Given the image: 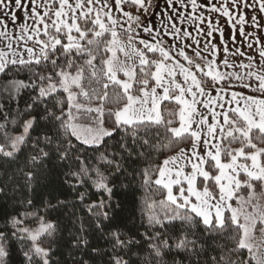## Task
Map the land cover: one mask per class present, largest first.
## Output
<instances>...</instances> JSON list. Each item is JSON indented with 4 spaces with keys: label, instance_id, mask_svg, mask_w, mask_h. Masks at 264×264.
Returning <instances> with one entry per match:
<instances>
[{
    "label": "snow or ice",
    "instance_id": "snow-or-ice-1",
    "mask_svg": "<svg viewBox=\"0 0 264 264\" xmlns=\"http://www.w3.org/2000/svg\"><path fill=\"white\" fill-rule=\"evenodd\" d=\"M0 139V264H264V0H0Z\"/></svg>",
    "mask_w": 264,
    "mask_h": 264
},
{
    "label": "trees",
    "instance_id": "trees-1",
    "mask_svg": "<svg viewBox=\"0 0 264 264\" xmlns=\"http://www.w3.org/2000/svg\"><path fill=\"white\" fill-rule=\"evenodd\" d=\"M15 133L16 132H11L12 135H14ZM3 142L4 141L0 139V143ZM175 150L166 151L163 155L153 153V158L143 162L140 166L144 167L148 163H151L153 165L158 164L165 158L166 155L172 154ZM4 167H7L6 163L4 164ZM2 175H3V168H0V176ZM51 181L53 185L57 183V174L55 171L52 174ZM121 183L128 185L129 181L122 179ZM12 195H18V194H13L11 191H9V196ZM23 196L25 199L30 198L27 193H24ZM61 198L69 201L67 207H62L54 211H49L47 214V219H52V220L60 219L61 221H64L67 220L69 214L73 211H75L77 215L82 214L80 207L75 206L74 203L72 202L74 201V197L70 193H66ZM114 199L120 202L121 208L117 210L120 216L134 218L136 223H140V218L142 214L148 211L145 202L148 201L149 203H151L152 200L158 201L159 199H162V197L150 192L145 186L142 185L140 179L137 178L136 180L131 181L130 187L118 188ZM52 203L55 204V200H53ZM35 204H36V208L30 210L37 211L39 214H44V209L41 204V198H37ZM20 210L23 211L24 209L22 208ZM156 210L159 211V209ZM3 222H4L3 220H0V224H3ZM44 244L46 246L47 241H45ZM145 255H147L146 252L139 254L140 257H143ZM21 261H22L21 246L17 245L14 249L10 251L9 257L4 259V264H21Z\"/></svg>",
    "mask_w": 264,
    "mask_h": 264
},
{
    "label": "rangeland",
    "instance_id": "rangeland-1",
    "mask_svg": "<svg viewBox=\"0 0 264 264\" xmlns=\"http://www.w3.org/2000/svg\"><path fill=\"white\" fill-rule=\"evenodd\" d=\"M91 106L92 107H95L96 106V103L95 102H93L92 104H91ZM15 134H17V133H15ZM14 134V135H15ZM173 154V153H172ZM171 155V154H170ZM261 189H257V195L259 196L260 195V193H261ZM245 196L247 195V193H243ZM26 226H28V227H30V228H35V227H37L38 226V223L37 222H35V223H28Z\"/></svg>",
    "mask_w": 264,
    "mask_h": 264
},
{
    "label": "crops",
    "instance_id": "crops-1",
    "mask_svg": "<svg viewBox=\"0 0 264 264\" xmlns=\"http://www.w3.org/2000/svg\"><path fill=\"white\" fill-rule=\"evenodd\" d=\"M158 23V22H157ZM246 30H251V29H247L246 28ZM227 31V30H226ZM240 39V37H239V34L237 33V40H239Z\"/></svg>",
    "mask_w": 264,
    "mask_h": 264
}]
</instances>
